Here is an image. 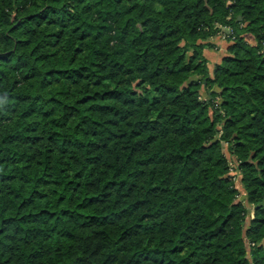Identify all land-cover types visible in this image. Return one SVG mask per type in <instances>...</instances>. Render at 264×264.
Instances as JSON below:
<instances>
[{
	"label": "trees",
	"instance_id": "obj_1",
	"mask_svg": "<svg viewBox=\"0 0 264 264\" xmlns=\"http://www.w3.org/2000/svg\"><path fill=\"white\" fill-rule=\"evenodd\" d=\"M263 46L264 0H0V264H264Z\"/></svg>",
	"mask_w": 264,
	"mask_h": 264
},
{
	"label": "crops",
	"instance_id": "obj_2",
	"mask_svg": "<svg viewBox=\"0 0 264 264\" xmlns=\"http://www.w3.org/2000/svg\"><path fill=\"white\" fill-rule=\"evenodd\" d=\"M210 42L213 45V49L205 50V56L208 59V72L211 75L212 67L218 64L222 57L226 55L228 43L222 41L218 36L211 38Z\"/></svg>",
	"mask_w": 264,
	"mask_h": 264
},
{
	"label": "rangeland",
	"instance_id": "obj_3",
	"mask_svg": "<svg viewBox=\"0 0 264 264\" xmlns=\"http://www.w3.org/2000/svg\"><path fill=\"white\" fill-rule=\"evenodd\" d=\"M227 29L226 28H222L221 30H220V32L215 36V37H219L220 39H222V41H224V42H226V43H229L228 42V39H229V34L227 33ZM213 49V48H212ZM263 52H264V46H263ZM214 67V66H213ZM213 67H212V70H213ZM212 73V72H211ZM223 150H225V148L223 149Z\"/></svg>",
	"mask_w": 264,
	"mask_h": 264
},
{
	"label": "built area",
	"instance_id": "obj_4",
	"mask_svg": "<svg viewBox=\"0 0 264 264\" xmlns=\"http://www.w3.org/2000/svg\"><path fill=\"white\" fill-rule=\"evenodd\" d=\"M226 29L228 30L227 33L230 34L231 33L230 28H226Z\"/></svg>",
	"mask_w": 264,
	"mask_h": 264
}]
</instances>
